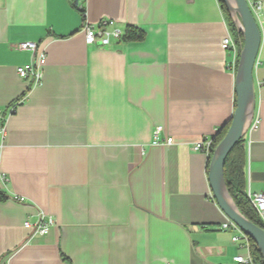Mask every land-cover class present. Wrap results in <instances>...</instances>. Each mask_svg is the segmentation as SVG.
<instances>
[{
  "label": "crops",
  "instance_id": "crops-1",
  "mask_svg": "<svg viewBox=\"0 0 264 264\" xmlns=\"http://www.w3.org/2000/svg\"><path fill=\"white\" fill-rule=\"evenodd\" d=\"M255 1L248 197L264 194V0ZM109 21L123 39L87 45L84 27ZM129 28L144 39L125 41ZM227 35L241 47L219 0H0V264H237L246 255L222 230L212 154L193 150L232 122ZM26 42L46 54L39 84L17 73L37 60L16 49ZM40 214L53 224L30 236L25 223Z\"/></svg>",
  "mask_w": 264,
  "mask_h": 264
},
{
  "label": "water",
  "instance_id": "water-1",
  "mask_svg": "<svg viewBox=\"0 0 264 264\" xmlns=\"http://www.w3.org/2000/svg\"><path fill=\"white\" fill-rule=\"evenodd\" d=\"M236 30L243 36L235 76L236 107L230 128L222 142L214 150L209 164V182L213 196L225 214L259 249L264 260V229L246 219L236 207L226 185L225 165L232 150L249 132L255 116L256 95L254 69L257 62L262 33L248 0H223Z\"/></svg>",
  "mask_w": 264,
  "mask_h": 264
},
{
  "label": "built area",
  "instance_id": "built-area-1",
  "mask_svg": "<svg viewBox=\"0 0 264 264\" xmlns=\"http://www.w3.org/2000/svg\"><path fill=\"white\" fill-rule=\"evenodd\" d=\"M252 14L255 19H259L262 11L263 5L261 2H251L249 3ZM113 22H102L99 28H94L90 25H86L83 29L85 35V41L87 45H100L102 47H108L111 45L112 41H121L123 39V33L117 29H109V27H113ZM221 47L223 51H231L234 55V67L238 68L240 52L242 47H238L236 41L230 36L227 35L222 43ZM16 49L18 51H28L33 54V56L37 57L35 63L26 66L24 68H18L17 73L20 78L27 79L32 77L36 84H39L42 81L43 77V67L46 62V54L43 50L40 49V46L36 43L26 42L20 43L17 45ZM3 119L0 116V135L4 136L5 130L2 126ZM257 126H253L252 129H255ZM162 129L157 128L154 135V145H160L159 135ZM167 145H172L173 140L168 139L166 142ZM193 150L195 152H203L207 155L212 154L213 150V140H206L203 142H198L193 146ZM6 181V180H5ZM15 201L20 203L24 202L23 198H14ZM249 199L258 213L259 219L264 225V194H249ZM53 222L50 220L49 223H46L44 220V214L39 215V220L31 224L29 222L25 223V228L30 231V236L36 234L46 235L48 233L49 225H52ZM264 229V228H263ZM222 230L228 231L232 233L231 241L233 244L237 245L239 248L246 251V255H239L235 258V262L237 264H255L252 257V240L246 235L235 223H233L228 218L222 224Z\"/></svg>",
  "mask_w": 264,
  "mask_h": 264
},
{
  "label": "trees",
  "instance_id": "trees-1",
  "mask_svg": "<svg viewBox=\"0 0 264 264\" xmlns=\"http://www.w3.org/2000/svg\"><path fill=\"white\" fill-rule=\"evenodd\" d=\"M219 1L221 4V8L225 14V17L229 21V24L232 27V30L242 47L244 43L243 36L239 34V32L236 30L235 25L230 17V14L223 0H219ZM143 39H144V32L136 28H129L124 38V40L127 42L140 41ZM229 128L223 134H221V136L216 137L215 140L213 141L212 154L214 150L217 148V146L225 138ZM243 142L244 140H242L232 150V152L227 158L225 165L226 185L228 192L232 200L234 201L236 207L240 211V213L255 225L264 228V225L260 221L258 213L253 207L247 193L246 174H245L246 158H245V151L243 148ZM0 200H5V196L1 190H0ZM252 257L255 264H264L263 257L253 241H252Z\"/></svg>",
  "mask_w": 264,
  "mask_h": 264
}]
</instances>
